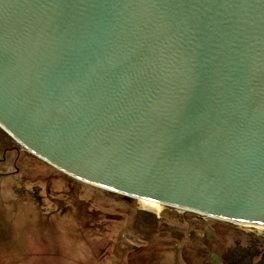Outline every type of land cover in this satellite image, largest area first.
Returning a JSON list of instances; mask_svg holds the SVG:
<instances>
[{"label": "water", "instance_id": "obj_1", "mask_svg": "<svg viewBox=\"0 0 264 264\" xmlns=\"http://www.w3.org/2000/svg\"><path fill=\"white\" fill-rule=\"evenodd\" d=\"M0 127L102 189L264 225V0H0Z\"/></svg>", "mask_w": 264, "mask_h": 264}, {"label": "rangeland", "instance_id": "obj_2", "mask_svg": "<svg viewBox=\"0 0 264 264\" xmlns=\"http://www.w3.org/2000/svg\"><path fill=\"white\" fill-rule=\"evenodd\" d=\"M257 243L264 226L153 210L64 172L0 127V264H222Z\"/></svg>", "mask_w": 264, "mask_h": 264}, {"label": "trees", "instance_id": "obj_3", "mask_svg": "<svg viewBox=\"0 0 264 264\" xmlns=\"http://www.w3.org/2000/svg\"><path fill=\"white\" fill-rule=\"evenodd\" d=\"M222 264H264V245L257 243L254 247L231 249L223 255Z\"/></svg>", "mask_w": 264, "mask_h": 264}, {"label": "bare ground", "instance_id": "obj_4", "mask_svg": "<svg viewBox=\"0 0 264 264\" xmlns=\"http://www.w3.org/2000/svg\"><path fill=\"white\" fill-rule=\"evenodd\" d=\"M32 152V151H31ZM34 153V152H33ZM141 200H142V202L144 203V205H146L147 207H150V208H152L153 210H157V211H159L161 208H162V205L164 204V203H161V202H159V201H156V200H152V199H149V198H140ZM167 205V204H166ZM179 209H182V210H184L183 208H181V207H178ZM240 223H242V222H240ZM242 224H246V225H256V226H258L259 228H263V226L264 225H260V224H251V223H242ZM261 226V227H260Z\"/></svg>", "mask_w": 264, "mask_h": 264}]
</instances>
